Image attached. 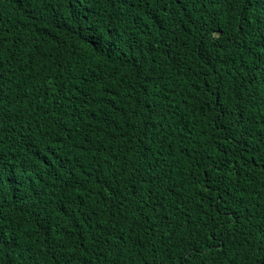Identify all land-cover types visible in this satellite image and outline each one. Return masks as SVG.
Listing matches in <instances>:
<instances>
[{"label":"trees","instance_id":"1","mask_svg":"<svg viewBox=\"0 0 264 264\" xmlns=\"http://www.w3.org/2000/svg\"><path fill=\"white\" fill-rule=\"evenodd\" d=\"M264 0H0V264H264Z\"/></svg>","mask_w":264,"mask_h":264},{"label":"snow or ice","instance_id":"2","mask_svg":"<svg viewBox=\"0 0 264 264\" xmlns=\"http://www.w3.org/2000/svg\"><path fill=\"white\" fill-rule=\"evenodd\" d=\"M253 2V0H249V3H252ZM262 253H264V249H262Z\"/></svg>","mask_w":264,"mask_h":264}]
</instances>
